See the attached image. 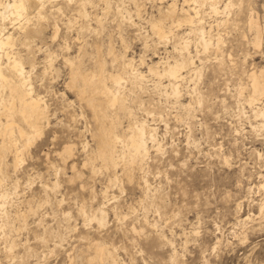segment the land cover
Returning a JSON list of instances; mask_svg holds the SVG:
<instances>
[{
	"label": "rangeland",
	"instance_id": "rangeland-1",
	"mask_svg": "<svg viewBox=\"0 0 264 264\" xmlns=\"http://www.w3.org/2000/svg\"><path fill=\"white\" fill-rule=\"evenodd\" d=\"M190 1L46 0L40 21L30 8V27L41 33L18 41L16 53L47 106L48 125L20 163L7 154L0 172L6 179L0 193L7 195L0 264H88L96 244L116 264H264V130L253 129L260 120L247 103L246 77L264 68V0H216L221 9L233 4L218 16L202 0ZM172 4L178 13L196 7L209 49L184 24L166 43L154 36L151 22L162 20L167 30L162 14ZM251 12L263 30L259 50L247 28ZM181 37L189 43L184 56L201 75L182 73L174 98L167 79L158 82L148 67L158 63L162 71L180 60L173 46ZM78 55L90 76L102 60L109 75H119L126 59L143 73L144 79L122 81L119 135L144 121L160 146H148L131 178L119 159L114 169L88 160L98 128L87 102L68 85L66 60ZM97 209L106 212L101 229L89 221Z\"/></svg>",
	"mask_w": 264,
	"mask_h": 264
},
{
	"label": "bare ground",
	"instance_id": "bare-ground-1",
	"mask_svg": "<svg viewBox=\"0 0 264 264\" xmlns=\"http://www.w3.org/2000/svg\"><path fill=\"white\" fill-rule=\"evenodd\" d=\"M191 1L193 2L194 0ZM45 2L46 0L0 1V172H2V169L4 170L3 166L7 154H13L15 164L20 163L22 161V159H20L22 152L32 145L36 137L41 135L43 128L48 125L47 106L43 100L35 94L28 75L29 73L24 67L26 64L23 63L24 61L19 57L20 55L18 56L19 52L16 53L18 41H21L23 38L30 41L33 37L41 33V28L30 27L29 23L33 21L35 16L31 19L29 11L30 8L35 5L36 12L33 11L36 13L35 19L39 21L42 20V11L44 10ZM202 2L208 4L209 13L214 16L225 14L233 6L230 1L225 3L223 9L219 7L216 0H202ZM184 3H186V0H184ZM192 6H194L193 3ZM192 6L189 5L187 10L181 8L179 13L175 4L168 6L162 14L164 21L169 22L167 25L170 24L169 27L166 26L167 30H164L166 22L162 23V20L151 22L152 32L160 43L169 39L173 28L184 24L191 28L192 33L196 32V34H198L199 37L197 40H199V44L204 50L212 46L211 43L205 39L204 29L199 28L202 26V20L198 17L199 12L196 10V7L191 8ZM176 13H178L179 16H176ZM191 13H193V15ZM248 17L247 28L249 32L253 34L251 44L255 50H259L262 45L263 30L252 12ZM7 25H10V28H7ZM195 27L197 28L195 29ZM9 29L12 32H10ZM188 35H190V33ZM54 37H56V35ZM184 38H182L181 42L176 46H173L174 52L178 56L180 54V60L174 61L171 65L168 64L167 61L162 71L160 69V71L158 70V63L148 67V73L156 77V79L159 80L158 82L163 78L167 79L168 87L171 91L170 94L173 95L174 98L178 95L177 90L179 82L185 79L182 73L185 72L187 75L194 78H198L201 75V72L194 68L193 58H186L184 56V51L188 50L189 45ZM80 50L82 49L80 48ZM108 52L111 53L110 50H108ZM29 55L32 57L34 54H31L30 51ZM80 55L77 56L76 62L70 61V59L66 61L69 64L70 80L68 85L76 91V95L80 99L87 102L98 128L97 132L94 134V138L97 140V149L90 153L88 160L100 161L103 168L114 169L118 165L116 160L119 159L122 166H124V170L127 169L129 171V178H131L134 168L142 165L149 150L148 146L151 145L156 149L159 148V144L156 143L154 137L155 135L153 133L151 134L152 128L149 129L144 121L141 123L136 121L130 123V132L127 133L129 135L126 134V131H123L122 134L119 135L122 126L119 121L118 111L123 107L122 100L125 98V95L123 99L121 98V95H123L121 94L123 88L122 81L125 79L128 81V78L131 76L144 79L143 73L137 72L134 68L133 59H126L125 61L122 60L123 62L120 65L118 64V67H120L119 75H109L105 72V63L102 60L96 64L95 71L93 70L94 73L92 72L93 75L90 76L89 73L87 74L83 70L84 68L82 69ZM27 57L28 56L25 58ZM33 66L34 63L32 61L30 67L32 68ZM246 77L250 87L247 103L252 109L251 111L254 118L260 120V124L257 126L255 125L256 127L253 129L260 128L264 130V68L251 71L247 73ZM108 82L112 84L113 90L108 88ZM242 90L243 88L240 89V93H242ZM260 101L263 102V105L259 108L256 106V103ZM200 103L201 100L198 99V104ZM65 152L66 154H70L71 148H67ZM5 180L4 176L0 177V187L1 182ZM259 188L263 189L264 184L262 183ZM6 199V193H0V223L1 220H4L3 216L5 212L2 213V209L4 208L3 205ZM105 213L103 209H97L89 221L95 222L97 228L101 229L106 225ZM8 219L10 218L5 220L8 221ZM105 247L101 244H96L94 248V257L89 260L88 264H97L96 260L103 262L106 259H111V264H116L112 255Z\"/></svg>",
	"mask_w": 264,
	"mask_h": 264
}]
</instances>
